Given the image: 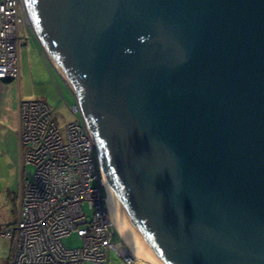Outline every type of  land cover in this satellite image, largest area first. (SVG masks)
Masks as SVG:
<instances>
[{
    "label": "water",
    "instance_id": "95a60500",
    "mask_svg": "<svg viewBox=\"0 0 264 264\" xmlns=\"http://www.w3.org/2000/svg\"><path fill=\"white\" fill-rule=\"evenodd\" d=\"M23 3L154 257L264 264V0Z\"/></svg>",
    "mask_w": 264,
    "mask_h": 264
},
{
    "label": "built area",
    "instance_id": "2783aa9c",
    "mask_svg": "<svg viewBox=\"0 0 264 264\" xmlns=\"http://www.w3.org/2000/svg\"><path fill=\"white\" fill-rule=\"evenodd\" d=\"M25 29L24 38L33 40L23 0H0V85L19 77L18 43ZM61 99L72 116L64 136L53 116L58 104H18L19 143L33 171L17 219L0 227V238L12 241L8 264H109L111 252L132 264L135 258L126 253L111 218L107 182L79 104ZM73 233L78 248L63 244Z\"/></svg>",
    "mask_w": 264,
    "mask_h": 264
},
{
    "label": "rangeland",
    "instance_id": "374dc122",
    "mask_svg": "<svg viewBox=\"0 0 264 264\" xmlns=\"http://www.w3.org/2000/svg\"><path fill=\"white\" fill-rule=\"evenodd\" d=\"M28 21L34 41L31 38H24L29 35L26 29L19 35V77L16 80L4 79L0 85V227L10 225L17 219L20 197L29 181L27 173L33 171L30 165L24 163V154L19 143V101L37 99L51 107L58 104L53 116L62 136L65 125L72 120V116L63 104L61 96L68 105L75 102L62 79L63 75L45 55L29 17ZM63 244L68 248H78L81 241L73 233L63 239ZM11 247V240L0 238V264L9 263ZM134 260L132 264H147ZM109 264L125 263L115 252H111Z\"/></svg>",
    "mask_w": 264,
    "mask_h": 264
},
{
    "label": "bare ground",
    "instance_id": "6f19581e",
    "mask_svg": "<svg viewBox=\"0 0 264 264\" xmlns=\"http://www.w3.org/2000/svg\"><path fill=\"white\" fill-rule=\"evenodd\" d=\"M108 190V208L111 214L112 221L118 232V236L126 246V250L130 256L136 260H140L147 264H162L154 255L149 252L141 238L130 227L128 221L120 211L109 187Z\"/></svg>",
    "mask_w": 264,
    "mask_h": 264
}]
</instances>
